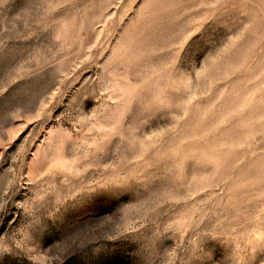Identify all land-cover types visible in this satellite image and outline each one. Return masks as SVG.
Segmentation results:
<instances>
[{
    "label": "rangeland",
    "instance_id": "rangeland-1",
    "mask_svg": "<svg viewBox=\"0 0 264 264\" xmlns=\"http://www.w3.org/2000/svg\"><path fill=\"white\" fill-rule=\"evenodd\" d=\"M0 264H264V0H0Z\"/></svg>",
    "mask_w": 264,
    "mask_h": 264
}]
</instances>
